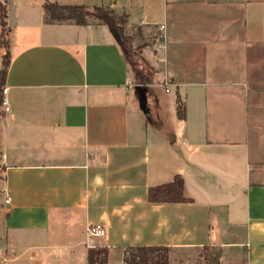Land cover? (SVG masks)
Listing matches in <instances>:
<instances>
[{
    "label": "crops",
    "instance_id": "obj_1",
    "mask_svg": "<svg viewBox=\"0 0 264 264\" xmlns=\"http://www.w3.org/2000/svg\"><path fill=\"white\" fill-rule=\"evenodd\" d=\"M44 1L8 7L0 229L9 246L56 240L53 264H87L85 228L99 223L106 264L135 245L167 246L169 264H208L207 246L218 264H264V0H49L106 5L154 36L160 76L185 106L168 142L130 123L140 88L143 112L155 101L135 87L120 32L45 23ZM175 174L191 200L149 202L148 187Z\"/></svg>",
    "mask_w": 264,
    "mask_h": 264
},
{
    "label": "rangeland",
    "instance_id": "obj_2",
    "mask_svg": "<svg viewBox=\"0 0 264 264\" xmlns=\"http://www.w3.org/2000/svg\"><path fill=\"white\" fill-rule=\"evenodd\" d=\"M16 1L17 0H14V3ZM9 16L10 18H14L12 9ZM122 17L123 16H121V19ZM123 21H119L116 25L117 30L122 33V37H119L118 41L123 45L129 57V66L131 69V75L133 74V82L135 87L144 86L147 89V97H150H148V99L152 100L151 98H153L155 101L154 107L151 108L150 112L145 113L140 108L138 102L134 103L132 100H129L130 123L133 128L137 127L139 121L143 122L144 125L146 124L149 128H158V131L163 135V141L168 142L170 141V134L166 135L165 131L170 129L171 131L177 130L181 125V122L178 121L179 119L176 109V98L178 93H176L170 85L171 82H168V80H165L160 76L161 63L156 59L159 47L156 45L154 36H143L142 34H139L140 29H138L137 26H126ZM11 30L14 33L15 27L12 29L10 28V31ZM8 38L10 40V33L8 34ZM143 47H145L146 56L141 54V49ZM2 52H4V49L0 48V54ZM137 74L139 76L141 75V77L136 76ZM139 78L146 82H139ZM165 86H169V90H165ZM152 92L153 94H151ZM156 99L157 101L158 99L160 100L159 102L161 106L156 104L158 103L156 102ZM149 105L150 102L148 106ZM156 113L160 115L158 120L154 117V114ZM2 169L3 165L0 163V219L1 216H3V209H5L6 204V197L2 184ZM1 233L2 231L0 229V264H2L4 260L6 261V264H33L36 259H41L42 264H53L52 260L54 259L55 253H62V247L56 245L58 244L56 240L48 246H40L37 243H24L21 241H17L13 246H9V237L5 239L4 235ZM97 246L102 247L98 244ZM217 251L218 248L207 246L201 249L199 256H201L205 260V263H207L209 257L214 255Z\"/></svg>",
    "mask_w": 264,
    "mask_h": 264
},
{
    "label": "trees",
    "instance_id": "obj_3",
    "mask_svg": "<svg viewBox=\"0 0 264 264\" xmlns=\"http://www.w3.org/2000/svg\"><path fill=\"white\" fill-rule=\"evenodd\" d=\"M9 1L0 0V48L4 49V52L0 54V114L2 113V89L11 60L9 51L10 40L8 38L10 27L7 22ZM42 7L43 21L45 23L106 24L111 30L113 37L117 38L116 25L121 21V17H118L114 10L106 5L71 4L45 0ZM119 34V37H121L122 33L120 32ZM136 76L139 75L137 74ZM139 80V82H146L141 78ZM168 82H173V80H168ZM176 103L177 116L183 119L185 117V106L179 95L176 98ZM147 199L149 202H187L191 200L184 194V179L180 174H175L170 181L149 186ZM219 256L220 252L218 250L209 257L207 263L218 264ZM123 260L128 264H169L168 247L163 245L128 246L124 249ZM106 262L107 249L105 246L98 247L96 245L95 247L87 248V264H106Z\"/></svg>",
    "mask_w": 264,
    "mask_h": 264
},
{
    "label": "built area",
    "instance_id": "obj_4",
    "mask_svg": "<svg viewBox=\"0 0 264 264\" xmlns=\"http://www.w3.org/2000/svg\"><path fill=\"white\" fill-rule=\"evenodd\" d=\"M167 90V89H166ZM6 88L3 87L2 89V101L1 106L4 110H8L7 100L5 99ZM85 235H86V246L87 247H95L96 244L94 243V238L96 237H103L105 235V228L102 224H88L85 228ZM2 264H6L4 260ZM121 264H128L126 261L122 260Z\"/></svg>",
    "mask_w": 264,
    "mask_h": 264
},
{
    "label": "water",
    "instance_id": "obj_5",
    "mask_svg": "<svg viewBox=\"0 0 264 264\" xmlns=\"http://www.w3.org/2000/svg\"><path fill=\"white\" fill-rule=\"evenodd\" d=\"M139 93H140L139 104L141 105V107L143 108V110L146 111L147 108H146L145 89L144 88H140L139 89Z\"/></svg>",
    "mask_w": 264,
    "mask_h": 264
}]
</instances>
